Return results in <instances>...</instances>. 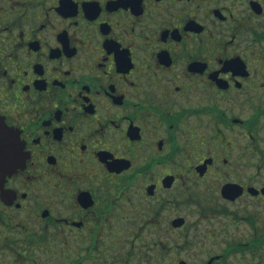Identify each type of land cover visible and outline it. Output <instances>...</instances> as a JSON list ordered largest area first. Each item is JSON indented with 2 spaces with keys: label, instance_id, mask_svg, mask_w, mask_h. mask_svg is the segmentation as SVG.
<instances>
[{
  "label": "flooded vegetation",
  "instance_id": "flooded-vegetation-1",
  "mask_svg": "<svg viewBox=\"0 0 264 264\" xmlns=\"http://www.w3.org/2000/svg\"><path fill=\"white\" fill-rule=\"evenodd\" d=\"M0 264H264V0H0Z\"/></svg>",
  "mask_w": 264,
  "mask_h": 264
},
{
  "label": "water",
  "instance_id": "water-1",
  "mask_svg": "<svg viewBox=\"0 0 264 264\" xmlns=\"http://www.w3.org/2000/svg\"><path fill=\"white\" fill-rule=\"evenodd\" d=\"M2 130H4V129L0 128V131H2ZM13 169H14V167L12 165H10V164L0 165V175L4 176L7 173H11Z\"/></svg>",
  "mask_w": 264,
  "mask_h": 264
}]
</instances>
